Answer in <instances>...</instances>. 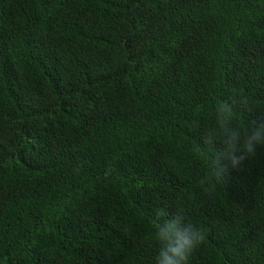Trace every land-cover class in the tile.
<instances>
[{"label":"trees","instance_id":"1","mask_svg":"<svg viewBox=\"0 0 264 264\" xmlns=\"http://www.w3.org/2000/svg\"><path fill=\"white\" fill-rule=\"evenodd\" d=\"M246 95L264 120V0H0V264H264V147L221 181L201 132Z\"/></svg>","mask_w":264,"mask_h":264},{"label":"clouds","instance_id":"2","mask_svg":"<svg viewBox=\"0 0 264 264\" xmlns=\"http://www.w3.org/2000/svg\"><path fill=\"white\" fill-rule=\"evenodd\" d=\"M250 111L246 95L225 96L214 104L212 125L201 132L203 155L208 161V172L199 180L201 186L224 180L264 147V120L237 116ZM153 239L158 245L154 264H190L205 234L183 215L175 214L155 221Z\"/></svg>","mask_w":264,"mask_h":264}]
</instances>
